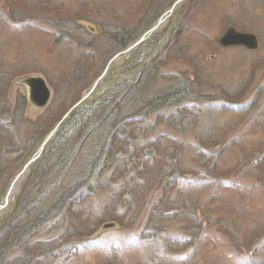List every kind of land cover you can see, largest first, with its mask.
<instances>
[{"label":"rangeland","instance_id":"rangeland-1","mask_svg":"<svg viewBox=\"0 0 264 264\" xmlns=\"http://www.w3.org/2000/svg\"><path fill=\"white\" fill-rule=\"evenodd\" d=\"M153 1L157 4L152 0H0V119L5 124L11 112L16 111L15 121L11 125L14 130L11 132L19 130L14 138V141H18V149H11V152L5 151L0 138L3 142H0V195L4 191L6 195L14 178L24 167L17 171V151L26 148L32 135L39 129H45L52 121L59 119L60 114L83 90L85 82L90 81L93 73L110 58L107 56L114 49L111 50L110 46L103 49L101 46L103 42L112 47L114 45L102 31L116 26L129 29L141 25L146 20L142 15L148 13L153 4L156 13L169 4V0H161V3H158L159 0ZM187 2L184 0L172 16L164 20L150 37L149 48L145 47L142 54H136L135 58L124 54L114 61L109 72H112V79L108 85L106 82L107 86L119 85L118 80H124L138 70L134 68L128 71L136 63L135 59L148 60L161 49L157 62L144 72L157 77L150 80L151 83L144 79V83L151 88L141 90L140 87V94L132 87L133 90H129L119 106V112L125 107L127 114L142 115L148 110V114L140 119L138 124H142L137 130L139 135L145 136V140H165L169 133L176 132L165 123L152 127L163 114L164 117L185 114L188 121L183 130L185 132L172 135L181 144V149L175 150L177 155L174 152L170 155L171 158L173 154L174 157L178 156L177 159L172 161V165L164 160L160 167H156V160L153 159L146 164L144 161L134 163L126 179L114 178L118 173L117 165L94 167L95 174L98 170L102 175L105 172L104 177L97 180L98 183L105 180L104 187H96L95 195L87 197L84 202L95 217L104 218L97 225L95 234L91 233L92 226L87 227L91 220L85 207L76 214L67 210L61 213L60 224L48 236L49 240L53 236L56 238L63 230L62 238L55 240L61 244L52 253L55 261L37 259L38 254L31 258L29 253L23 262V259L15 257L18 253L11 250L7 255L9 262L264 264V0ZM184 4L186 7L181 10ZM168 10L170 8L162 16ZM149 14L154 15L152 12ZM77 20L80 23H76ZM179 22L180 28L177 25ZM232 26L241 32L256 34L259 47L222 46L219 40ZM173 27H177L174 40L165 45L170 35L167 30ZM86 32L95 36L92 47L86 46L92 38ZM68 33L77 35L83 42ZM90 56H93L91 61ZM86 61L94 68L78 80L75 69ZM30 77H42L50 89L51 96L44 108L28 101L27 105L16 106L17 98L28 96V88L23 81ZM138 84L143 85V78ZM163 90L169 92L166 95L168 106L163 111L150 112L144 100L147 97L153 99L154 94ZM143 93L144 96H141ZM225 93L231 94V97L228 98ZM90 97L89 93L85 96L87 100ZM259 97L260 101L256 104L254 101ZM15 106L21 107L20 110L23 107L24 116ZM147 122L150 126L146 125ZM200 132L208 135L210 146L200 148ZM165 148L167 153L173 151L172 146ZM214 164L216 168L212 170ZM188 169L191 172H184ZM169 171L174 172V177L193 175L199 180L204 177L208 183L179 181L173 187L174 183L171 182L167 186L166 201L155 206L156 200L164 194L163 184L171 177L168 176ZM28 174L18 183L9 205L1 211L0 226L4 218L11 216V206L23 184H26L27 192L29 184L33 182V179L27 180ZM38 175H34V178ZM125 197L126 203H122L118 209L109 208L110 200H123ZM25 199L23 195L20 203ZM60 204L63 205V202ZM121 211L123 214H120ZM114 215L118 218V226L104 229L108 224L106 222L111 221ZM49 217L43 231L55 223L52 214ZM195 220L202 225V229L207 230V239L195 248L196 253L186 258L193 250L187 243L171 248L167 244L171 235L183 239L193 236L196 229L189 231L186 228L193 225L191 223ZM145 227L157 235L156 240H151L148 231L144 232L143 237L140 236ZM135 235L140 243H134ZM95 236L97 242H102L100 249L92 247L89 242ZM161 241L166 250L161 245L160 250L158 246L156 249L155 242L159 244ZM115 243L119 253L114 252Z\"/></svg>","mask_w":264,"mask_h":264},{"label":"trees","instance_id":"trees-1","mask_svg":"<svg viewBox=\"0 0 264 264\" xmlns=\"http://www.w3.org/2000/svg\"><path fill=\"white\" fill-rule=\"evenodd\" d=\"M175 1L177 0H169L167 7L157 13V9H153L156 7L153 4V7L151 6V8L148 9V13L144 12L142 15L145 16L144 20H146L145 22L143 20L144 23L141 25H137L136 27L129 29L116 26L114 28H110L109 30L102 31L103 34L110 37L112 41L111 44L114 45V47H112L111 45H107L106 42H103V46H101L103 49H107L108 46L112 48L111 50L114 49L113 52H110L107 56H110V58L96 71V73H93V77L90 81L85 82L83 90L80 91L78 96L72 100L71 105L66 109V111L63 114H60L61 116H59V119L52 121L51 124L45 129H39L37 133L32 135L31 141L28 143L26 148L17 151V157L15 159L18 161L16 164L18 169L17 171L21 170L25 163L34 156L42 142L57 126L62 117L82 98L85 91L88 90L93 82H95V80L103 73L108 61L117 53L126 49L132 42L136 41L145 32H147L162 16L165 10L172 7ZM187 1L189 2V0ZM152 2L157 4L153 0ZM158 3H161V0H159ZM185 4L182 6L181 10L186 7ZM150 12H152L154 15H150ZM63 17L71 18L70 16ZM76 23L80 22L77 20ZM94 23L97 22L94 21ZM179 24L180 22L177 25L179 26ZM180 27L181 26H179V28ZM176 28L177 27H173L169 31L167 30L170 35L169 39L165 41V45L169 44L171 40H174L173 38L175 30H177ZM82 29L84 28L82 27ZM186 31L187 29L185 32ZM68 34L72 37H76L79 42H83V39L77 37V35L72 33ZM91 34L86 32L88 37L91 36ZM91 37L92 40L90 39L87 41L86 46L88 47H92L95 41V36L92 35ZM76 39L72 40L75 41ZM149 40L144 42L140 47L131 51L127 55H132V57L135 58L136 54H142V50L150 45L151 40ZM160 50H158L154 56L148 60L141 61V58L135 59L134 62L136 63L132 66V69L128 68V71L131 72V70H135L134 68H137L138 70H135L134 74L129 75L126 79L121 81L118 80L119 85L107 86L108 82H110V79H112V72L109 73L103 82V85L96 89V91L91 95L90 99L84 100L83 104L77 107L76 110L61 124L59 130L51 138L48 146L45 148V151H43L42 155L35 162L28 174L27 180L33 179V182L29 184V189L26 192V184H23L16 201L12 204L11 209L9 207L12 217L10 216V219L4 218L3 223L0 226L1 264H15L14 262H9L7 258L8 252L11 250L15 254L18 253L15 257L23 259V262L25 258H28L29 253L31 254V258L35 256V254H38L37 259H47L50 262L55 261L54 255L52 253H54L57 250L56 248L61 245L57 244L55 240H57V237L62 238L63 230L59 232V235L56 238L53 236L54 239L52 238L49 240L48 236L51 235L53 230H55L60 224L63 217L61 213L68 210L71 213L76 214L80 208L85 207L84 202L86 198L95 195L96 187L99 186L101 189L104 187L105 180H102L101 183H98L97 180L103 178L105 172L102 175V173H100L101 170H98L97 172L100 173L101 176L98 173L95 174V172H93L94 167L104 165L116 167L117 165L118 173H115L116 175L114 178L122 177L123 179H126L127 174L133 170L134 167L132 164L134 163H141L144 161L146 164L150 159H153L156 160V167H160L162 161L164 160H167V162L172 165V161L177 159L178 156L174 157V154L177 155L175 150H177V148L181 149V144L178 142V138L175 139L172 137V135L175 133L183 134L185 132L183 131L184 127L188 125L187 116L185 114L169 115L168 117H164L163 114L162 118L158 119L156 124L152 127L156 128L158 124L165 123L169 124L168 126H170V128L176 132L169 133L167 137H165V140L162 138L145 140V136L142 137L139 135L137 130L140 129V125L142 124L138 123L145 115L148 114V110L142 115L138 113L127 114L126 107L119 112V106L126 98L129 90L132 87L136 89V93L140 94V87L141 90L151 88V86L147 84L151 83L150 80H154L157 77L147 75L144 72L148 67L153 65V63L157 62ZM93 53L96 55L95 52ZM92 58L93 56L89 57L90 61ZM89 63L90 62L86 61L78 64L77 68L75 69L78 80H81L85 76L86 72L89 73L90 70L94 68ZM75 76L73 78H75ZM141 78H143V85H137ZM145 78L148 82L147 84L144 83ZM123 83H125V85L121 86ZM133 88L131 90H133ZM167 94H169V92L167 90H163L154 94L153 99L151 100L149 97H147L148 99L146 101L144 100L145 107L150 108V112H155L156 110L163 111L165 107L168 106V100L166 96ZM141 96H144V93ZM226 96L230 98L231 94L227 93ZM133 98L136 99L135 97ZM259 101L260 97L254 102L257 104ZM24 103L26 104L25 96L20 97L19 99L17 98L16 106L17 104L18 106L24 105ZM252 104L250 106H252ZM20 108L21 107H16L18 110H20ZM246 108L248 109L249 105ZM222 109L225 110V107L222 106ZM19 112H21L22 116H24L23 107ZM15 113L16 111L11 112V117L9 118V121L5 122V124H3L2 118L0 119V125H3L0 127V138L4 143L2 141L0 142L4 144L2 145L5 151L9 152H11V149H18V141H14V138L19 133V130L16 129L14 132H11L14 130L11 125L12 122L15 121ZM37 125L38 123L35 122L36 129H38ZM146 125L150 126V123L147 122ZM198 137L200 144L202 145H200V148L203 146H210V143H208V135L200 132ZM167 146H172L173 151L167 153L165 148ZM173 152L174 154L171 158L170 155ZM210 165L211 162L208 166ZM215 168L216 167L214 164L212 170H215ZM38 169L40 170L39 172ZM184 172H191V170H184ZM36 174H39L40 176L38 175L34 178V175ZM173 174V171H169L168 176L171 177L166 179V182L163 184L165 186L164 194H162V196L156 200L157 203L155 206L166 201V193L168 189L167 186L170 185L171 182L174 183L173 187H175L179 181L183 183L190 181H197L201 184L208 183L204 177H200L201 179L199 180L197 178H193V175H190L192 177L187 175L180 178L174 177ZM4 195L5 191L0 195V202ZM23 195L26 197L25 202L20 203ZM44 200H46V203ZM126 200V197L123 200L113 198L110 200V202H108L109 208L118 209L122 203H126ZM60 202H63V205L60 204ZM29 206L31 207V212H29ZM85 209L91 220V224H88L87 227L92 226L93 229L91 230V233L95 234V231L98 228L97 225H99L104 220V218L95 217L90 210L88 211L86 207ZM50 214H52V218L55 223L50 228H47V231H43L42 228L46 221L50 219ZM120 214H123L122 211ZM174 215L175 214H173V216ZM59 219L60 221H58ZM92 219L96 220L94 221ZM111 219V221H116L118 218L114 215V217ZM191 224L193 225L188 226L186 230L190 231V229H196V232H194L193 236L183 239L180 238V236L175 238L171 235L170 242L167 244L171 248L174 245L187 243V245L193 250H190V253L186 258H189L194 253H196L195 248L207 239V230L202 229V225L197 223L196 220ZM146 231L149 232L152 241L157 239V235L154 233L152 234V231L146 229V227L141 231L140 236L143 237L144 232ZM171 238H175V240L173 241ZM197 239L198 241H195ZM133 240H135L134 243H140L137 235H135V239ZM89 242L92 244V247L97 249H100L102 246V242L99 240L97 242V238H91ZM164 242L161 241L159 244L158 242H155L156 249L158 246V250H160L161 245V247L166 250L165 244H163ZM1 250L5 252L1 253ZM108 258L110 261V257Z\"/></svg>","mask_w":264,"mask_h":264},{"label":"water","instance_id":"water-1","mask_svg":"<svg viewBox=\"0 0 264 264\" xmlns=\"http://www.w3.org/2000/svg\"><path fill=\"white\" fill-rule=\"evenodd\" d=\"M184 0H177L172 8L168 10V12L161 17L154 25L153 27L146 32L144 35H142L137 41H135L132 45H130L126 50L120 52L118 55H116L108 64L106 71L103 73L101 77L97 79V81L93 84L91 88V92L102 82L104 77L106 76V73L108 72L109 68L111 67L112 63L121 55L129 52L130 50L136 48L139 46L141 43H143L158 27L159 25L167 19L173 11L179 7V5L183 2ZM89 29L93 31V28ZM220 44L224 47L226 46H245L249 49H257L259 47V40L256 34L250 33V32H241L234 26L230 27L227 29V31L221 36L220 38ZM23 83L27 86L28 88V100L30 103L37 107H46L48 105L51 92L46 84V82L41 78H35V77H30L27 78ZM58 126L55 128L53 132L50 133L47 139L42 143L40 146L39 150L35 154V156L26 164V166L23 168V170L14 178L13 182L11 183V186L3 199L1 205H0V212L9 204V199L11 195L13 194L14 190L17 188V184L21 181V179L24 177L25 173H27L28 169L30 166L34 163V161L39 157V155L42 153L44 147L50 140V138L55 134ZM104 226V229L108 228H113L117 227L118 224L115 222H107ZM103 229V230H104Z\"/></svg>","mask_w":264,"mask_h":264}]
</instances>
